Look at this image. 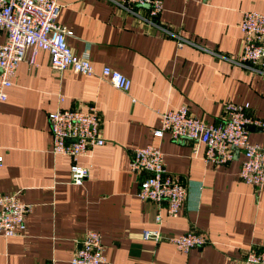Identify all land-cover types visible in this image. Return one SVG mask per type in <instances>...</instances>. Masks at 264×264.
<instances>
[{"label": "crops", "instance_id": "crops-1", "mask_svg": "<svg viewBox=\"0 0 264 264\" xmlns=\"http://www.w3.org/2000/svg\"><path fill=\"white\" fill-rule=\"evenodd\" d=\"M60 2L58 23L72 31L67 43L76 55L88 56L94 74L57 73L45 50L30 65L28 49L6 89L0 102V191L16 193L30 210L22 233L0 234V264H71L88 229L101 235L102 264H238L247 249L264 246V191L238 178L240 152L214 164L203 160V145L193 154L187 141L152 135L156 110L181 105L204 122H218L226 102H246L264 118V76L236 60L242 12L264 14V0H162L152 21L171 35L141 21L147 15L142 7L133 14L108 0ZM4 39L0 31V43ZM103 66L130 79L128 93L101 77ZM91 103L104 143L79 158L88 176L75 185L70 158L51 151L48 113ZM248 138L264 143L259 131ZM145 144L159 148L166 171L186 186L175 217L166 215L165 202L136 195L141 174L129 162ZM145 229L158 230L163 239H142ZM188 230L207 242L182 252L166 239Z\"/></svg>", "mask_w": 264, "mask_h": 264}, {"label": "built area", "instance_id": "built-area-1", "mask_svg": "<svg viewBox=\"0 0 264 264\" xmlns=\"http://www.w3.org/2000/svg\"><path fill=\"white\" fill-rule=\"evenodd\" d=\"M108 1L133 14L136 8H145L147 15L140 17V20L171 35L160 23L152 21L162 9V0ZM61 6L60 0H0V31L5 32V39L0 43V102L7 99L6 89L13 84L16 69L28 49L31 50L28 60L30 65H36L37 52L45 50L50 55L51 69L57 73L71 69L86 76L94 74L88 56L76 55L67 43L72 31L58 23ZM239 29L241 50L236 60L244 68L264 76V14L254 10L243 11ZM174 37L181 45V37L178 34ZM100 75L113 87L128 93L131 81L124 74L103 66ZM63 99L60 94V102ZM222 109V118L216 123L200 120L184 105L175 109L156 110L158 126L152 130V135L160 137L167 133L171 140L187 141L193 154H197L198 146L203 145V160L214 164L230 161L237 150L242 155L238 178L263 192L264 143H252L248 136L253 130L264 133V118L251 113L246 102H226ZM48 124L52 136L51 151L70 158L71 183L81 185L88 176V168L78 163L79 158L92 147L104 143L95 104L76 108L57 107L48 113ZM129 167L132 172L141 174L136 195L154 203L165 202L166 215L175 217L185 201L187 190L183 183L166 171L159 148L153 144L135 148ZM29 210L30 205L21 201L16 193L0 191V234L14 236L22 233L25 229V214ZM159 221L160 216L156 214L154 222ZM142 239L159 241L163 237L158 230L145 229ZM166 239L182 252L207 242L195 230ZM105 261L100 233L88 229L79 241L70 263L102 264ZM48 264L56 262L51 260ZM238 264H264V246L247 249Z\"/></svg>", "mask_w": 264, "mask_h": 264}, {"label": "water", "instance_id": "water-1", "mask_svg": "<svg viewBox=\"0 0 264 264\" xmlns=\"http://www.w3.org/2000/svg\"><path fill=\"white\" fill-rule=\"evenodd\" d=\"M235 152H237V150H236ZM234 154H235V153H234Z\"/></svg>", "mask_w": 264, "mask_h": 264}]
</instances>
